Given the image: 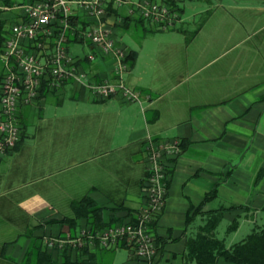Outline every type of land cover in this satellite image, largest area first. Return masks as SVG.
I'll return each instance as SVG.
<instances>
[{
	"label": "crops",
	"instance_id": "crops-1",
	"mask_svg": "<svg viewBox=\"0 0 264 264\" xmlns=\"http://www.w3.org/2000/svg\"><path fill=\"white\" fill-rule=\"evenodd\" d=\"M189 1L193 13L177 29L193 26L188 42L175 34L148 36L136 50L120 39L136 56L127 81L150 96L148 103L99 101L67 85L21 107L23 138L0 158V264H41L42 253L62 264L46 243L90 227L86 219L73 230L60 223L75 217L72 203L85 197L103 209L105 227L144 207L149 136L181 143V153L169 160L166 206L154 225L156 264H186L188 239L207 219L199 214L188 225V215L213 190L216 197L203 211L225 209L222 222L238 219L240 228L253 212L264 211V0ZM29 2L0 0V50L2 35ZM109 10L117 36L138 25L146 31L145 22L124 24ZM75 20L85 24L82 15ZM88 63L81 66L100 81L113 78L106 58ZM3 73L0 60V80ZM188 79L193 81L186 85ZM68 97L82 103L81 109L100 105V115H47V108H62ZM65 253L71 264L89 254L95 264H138L126 248L97 244Z\"/></svg>",
	"mask_w": 264,
	"mask_h": 264
},
{
	"label": "built area",
	"instance_id": "built-area-1",
	"mask_svg": "<svg viewBox=\"0 0 264 264\" xmlns=\"http://www.w3.org/2000/svg\"><path fill=\"white\" fill-rule=\"evenodd\" d=\"M117 11L120 22L127 17L143 20L158 31H175L184 22V12L164 0H36L21 5V16L2 35L0 60L4 73L0 80V158L13 151L23 138L20 109L32 105L44 93L58 92L67 85L86 91L95 100L118 99L143 106L150 96L127 81L131 72L129 51L109 23V8ZM82 15L79 27L75 18ZM87 43L94 50L89 58L96 63L106 58L112 79L98 82L70 53L72 44ZM147 177L143 185L146 204L134 217L95 231L83 228L48 239L46 246L57 254L77 252L99 244L106 250L130 249L138 264H156L158 244L154 231L157 218L166 206L169 160L181 153L174 139L144 144Z\"/></svg>",
	"mask_w": 264,
	"mask_h": 264
},
{
	"label": "trees",
	"instance_id": "trees-1",
	"mask_svg": "<svg viewBox=\"0 0 264 264\" xmlns=\"http://www.w3.org/2000/svg\"><path fill=\"white\" fill-rule=\"evenodd\" d=\"M36 1V0H31ZM166 3L179 7L183 12L184 8L181 4L188 0H164ZM113 12V11H110ZM129 20H134L140 23H144L143 20L124 18V24ZM135 53L129 52L128 62L133 66L135 62ZM95 79L100 82L99 75H94ZM216 197V190H213L205 199V204L209 199ZM200 205L196 209H191L188 215L187 224L190 225L199 214L207 215V219L201 224L194 235H192L187 242V250L185 254L186 264H264V228L254 229L244 240L233 244L228 247L226 245V239H220L217 237V230L222 222V217L225 209H219L215 211L204 212V205ZM236 209V206L230 207ZM72 209L75 213L74 218H64L60 221L61 224L69 227L70 230L77 228L78 222L81 219L88 220L91 229L104 230L111 226L109 224L105 227L102 214L103 209L100 208L90 197H85L81 201L72 203ZM135 212H128V217H134ZM239 228V220H234L227 229V234L235 232ZM65 253V252H64ZM58 253V258L62 259V264H71L69 255L67 253ZM41 264H55L51 259V255L42 253ZM96 257L93 254H89L88 258L83 261H79L75 264H95Z\"/></svg>",
	"mask_w": 264,
	"mask_h": 264
},
{
	"label": "rangeland",
	"instance_id": "rangeland-1",
	"mask_svg": "<svg viewBox=\"0 0 264 264\" xmlns=\"http://www.w3.org/2000/svg\"><path fill=\"white\" fill-rule=\"evenodd\" d=\"M192 4L188 0V2L181 4V7L184 8L186 11V14L184 17H189L193 11H192ZM186 19V18H185ZM187 19V23H188ZM191 23V22H189ZM186 24V23H185ZM183 24V25H185ZM145 29H143L142 26H133L130 30L125 31L122 33V35L118 36L119 39L122 40L128 47H131L133 49L137 50V46H139L145 39V37L148 36H155L157 39H160L162 35H169V34H175L180 35L181 39H184L185 42H188L192 37V31L193 26L188 24L184 31H158L153 28L149 23L145 22ZM182 27V24L180 25ZM70 53L74 57L81 58V63L85 66H89L88 63L90 60L89 58L94 54V50H91V47L87 43H78V44H72L70 46ZM193 81L192 79H188L185 81L186 85L191 83ZM70 96V94L68 95ZM69 99L66 100L64 103V106L62 108L58 109H52L47 108V115L49 117H52L53 113H58V115L65 116V115H71L73 118H75L76 115H79L80 113H93L94 115H100V105L95 104H89L86 109H81L79 106L82 105L79 101L75 99ZM79 107V108H78ZM78 128L77 123L75 119H73L72 123V129L76 130ZM229 221H223L221 225L218 227L217 230V237L220 239L225 238L226 239V245L228 247L232 246L233 244H236L238 242H241L244 240L249 234L253 232L254 229L264 228V211L259 212H253L249 219L246 221H243L241 224V227L238 231L232 232L230 234H227V228L229 226ZM122 255H126L125 251H122ZM100 264V263H98Z\"/></svg>",
	"mask_w": 264,
	"mask_h": 264
}]
</instances>
